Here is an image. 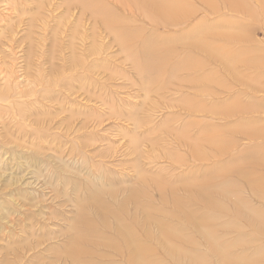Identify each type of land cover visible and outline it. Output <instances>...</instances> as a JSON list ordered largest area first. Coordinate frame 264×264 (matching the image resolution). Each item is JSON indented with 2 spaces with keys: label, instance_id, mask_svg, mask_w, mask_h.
I'll return each mask as SVG.
<instances>
[{
  "label": "rangeland",
  "instance_id": "rangeland-1",
  "mask_svg": "<svg viewBox=\"0 0 264 264\" xmlns=\"http://www.w3.org/2000/svg\"><path fill=\"white\" fill-rule=\"evenodd\" d=\"M171 1L113 15L143 60L77 1L0 0V264H129L119 223L149 264H264V15Z\"/></svg>",
  "mask_w": 264,
  "mask_h": 264
},
{
  "label": "bare ground",
  "instance_id": "bare-ground-1",
  "mask_svg": "<svg viewBox=\"0 0 264 264\" xmlns=\"http://www.w3.org/2000/svg\"><path fill=\"white\" fill-rule=\"evenodd\" d=\"M73 1V0H71ZM77 1L78 7L76 9L83 14V12L87 9L94 18L95 21L99 22L100 25L105 28L107 31L108 36H112L113 38L111 41L117 46H122L126 49V51L132 49H139L142 53L141 58L145 60L150 57L152 54L146 53L148 52V43L147 41H143L141 46H130L128 44L129 37L132 35V31L126 29L121 25L119 20H116L113 16L114 14H121V15H134L136 18H140L141 20H149V17L156 16L158 19L166 20V22H171V15L177 13V9L175 8L174 3L171 0H107L108 5L111 8L103 9L102 11L106 12L105 16L108 18L103 17L101 11H98L97 6L102 4L104 0H74ZM201 2H207L210 0H198ZM226 5V8L229 9L231 12L241 13L243 11H247L245 7H243L242 3L243 0H222ZM258 8L260 9L261 13L264 15V0H256ZM112 18V19H111ZM165 22V21H164ZM173 23V22H172ZM206 39V38H205ZM240 40V39H239ZM113 43V42H112ZM113 43V44H114ZM207 48V45H205ZM132 47V48H131ZM204 54H205V50ZM209 52H206V58H209ZM138 58V57H137ZM129 59L131 62H135L137 59L133 56L129 55ZM181 63L177 64L176 67H180ZM145 67L141 70L138 69V73H143ZM134 200V199H133ZM120 210L123 209L122 207L119 208ZM142 210V208H141ZM122 211V210H121ZM123 212V211H122ZM143 212V213H142ZM141 214H144L142 210ZM124 213V212H123ZM145 216V214H144ZM133 217H130L129 220H132ZM128 226V227H127ZM121 225L114 226L115 230L114 233L117 235V242H113L110 246L120 255H125L127 257V262L129 264H149L147 259L148 251L139 241V239L131 232L132 226L131 225ZM137 227H142L143 225L136 224ZM84 238L81 237V245H83ZM139 241V242H138ZM73 245V244H72ZM80 243H75L74 248L71 247L70 251L68 249V253L72 254L75 258H78L79 255H83L84 251L79 248ZM214 248V246H213ZM125 254H123L122 252ZM214 252L216 249L214 248Z\"/></svg>",
  "mask_w": 264,
  "mask_h": 264
}]
</instances>
